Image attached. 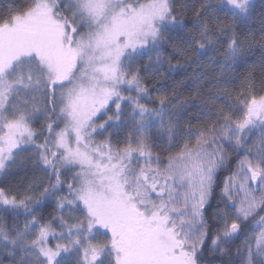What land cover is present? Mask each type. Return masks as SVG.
Masks as SVG:
<instances>
[{"label": "snow or ice", "instance_id": "snow-or-ice-1", "mask_svg": "<svg viewBox=\"0 0 264 264\" xmlns=\"http://www.w3.org/2000/svg\"><path fill=\"white\" fill-rule=\"evenodd\" d=\"M259 6L0 10V264H264Z\"/></svg>", "mask_w": 264, "mask_h": 264}, {"label": "trees", "instance_id": "trees-1", "mask_svg": "<svg viewBox=\"0 0 264 264\" xmlns=\"http://www.w3.org/2000/svg\"><path fill=\"white\" fill-rule=\"evenodd\" d=\"M14 3H19V0H0V10H4V9H6L8 7H11ZM256 3H257V10L253 14L252 22L258 28L259 27V19H258V17L260 16V6H259L260 5V0H256ZM255 56L257 58L259 57V52L258 51L255 53ZM204 63L207 64V60H205ZM243 71H244V69H240V68L236 69L237 73H242ZM237 84H239V81H237ZM237 90H239V89L237 88ZM162 154H164V153H162ZM226 175H228L227 172L223 173V176H226ZM9 180L11 182L15 183L16 178L9 177ZM213 203H215V201H213ZM49 211H51L50 208L45 210L44 214L47 215V213ZM243 239H244V237L242 236L240 238V240L236 242V244L234 245V249H235V247H237V246H239L241 244ZM217 264H219V262H217Z\"/></svg>", "mask_w": 264, "mask_h": 264}, {"label": "rangeland", "instance_id": "rangeland-1", "mask_svg": "<svg viewBox=\"0 0 264 264\" xmlns=\"http://www.w3.org/2000/svg\"><path fill=\"white\" fill-rule=\"evenodd\" d=\"M97 139H101V137H98ZM227 147V146H226ZM243 241V240H242ZM52 243H55V241H52ZM6 264H7V262H6Z\"/></svg>", "mask_w": 264, "mask_h": 264}]
</instances>
